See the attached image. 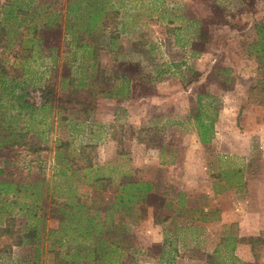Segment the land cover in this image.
<instances>
[{
    "label": "rangeland",
    "instance_id": "rangeland-1",
    "mask_svg": "<svg viewBox=\"0 0 264 264\" xmlns=\"http://www.w3.org/2000/svg\"><path fill=\"white\" fill-rule=\"evenodd\" d=\"M4 1L7 5L5 11L12 12L6 16L0 9V15L4 16L1 22L8 33L0 46V52H4L0 54V67L4 61H13V51L53 47L52 50L63 59L72 53L77 59L73 67L77 68L82 59V50L78 47L80 40L89 45L95 43V28L81 34L84 24L91 18L93 7L108 9L113 6H121L131 12L142 9V18L147 21V34L151 45H155L149 49V68L161 65L163 56L158 60L159 49L155 41L156 33L161 31L156 28V15H160L159 10L163 6L160 0H0V3ZM169 1H164L162 19L166 21L173 13L186 19L189 12L183 8L173 12L174 6H167ZM194 2L191 13L198 21L205 19L202 33L208 40L205 51L209 52L206 56L196 57V65L210 71L212 79H224L225 86L231 87L233 93L243 100L236 118V135L231 136L233 141L230 143L238 145L243 154L226 153L218 149L216 143L208 146L200 155L201 161L210 164L208 169L203 173L197 171L196 176L195 171L182 169L179 173L187 178V182L182 179L177 188L207 186L209 181L215 182L214 178L223 183L219 174H225V171L234 180L235 171L232 169L237 168L242 182L235 192L239 203L235 200L230 203L227 198L216 202L217 195L209 198L199 193L184 194L188 208L183 209L174 190L173 194L146 195L144 185L132 184L145 174L139 168H133L124 145L122 150L117 146L113 152L105 153L102 148L108 149L104 145L107 139L93 138L90 134L77 135L73 124L75 114H72L69 119L72 122H68V126L60 124V127L53 121L46 143L45 136L38 134L41 126H34L33 131L37 135L34 133L28 145L44 150L38 155L0 150V229L5 224L13 228L12 233L0 231V264H34V259L36 264H129L130 252L126 255V251L109 250L110 239L118 237L122 243L125 235L121 231L125 227L150 229L155 226L179 229L177 234L163 235L167 240L180 244V261L176 264H264V244L257 243L255 258L246 241L250 236L264 239V105L256 102L264 101V57L261 56L264 54V27L258 32L259 25L264 24V0ZM18 7L23 11L17 13ZM58 14L60 18H57ZM34 26L38 28L36 32L33 31ZM168 46L165 45V48ZM198 47L201 49L203 46ZM2 72L0 68V77ZM198 72L196 70L197 77L200 76ZM6 74L14 75L10 70ZM183 75L185 80L187 73ZM1 86L2 81L0 119L14 115L13 99L10 94L9 98L4 95L6 91L2 93ZM22 92L13 91L14 94ZM81 98L77 96L75 99ZM90 126L89 122L87 127ZM203 133L207 135L208 130L204 129ZM168 140L178 142L183 150L185 142L187 147L193 146L191 138ZM62 142L67 143L66 148L57 147ZM85 143L88 144L84 153L91 155L96 163L93 167L78 169V166L86 164L81 151ZM232 148L228 147V150ZM197 152L200 153V150L197 149ZM73 156L78 158L77 162L71 160ZM182 156L186 160L185 150ZM3 157L8 158V163L1 162ZM199 174L204 181L197 180H201ZM98 177L100 180H97ZM193 177L196 180L191 185ZM141 195L146 197L141 200ZM66 199L74 209L62 205ZM220 202L224 208L219 207ZM29 225L38 226L36 237L26 236L31 231L25 229ZM86 225L94 228L93 233L82 236L78 244L75 235H69L71 242L67 245L65 238L70 228ZM20 239L19 246L12 247ZM95 255L100 257L92 261Z\"/></svg>",
    "mask_w": 264,
    "mask_h": 264
},
{
    "label": "crops",
    "instance_id": "crops-1",
    "mask_svg": "<svg viewBox=\"0 0 264 264\" xmlns=\"http://www.w3.org/2000/svg\"><path fill=\"white\" fill-rule=\"evenodd\" d=\"M164 1L160 0L163 6L159 10L160 15H156V28L161 31L155 36L159 49L158 60L163 56L160 59L161 65H152L149 68V49L155 45L154 43L151 45L147 34L145 28L147 21L142 18V9L138 8L131 12L121 6L108 9L93 7L91 18L89 17L87 24H84L85 28L81 34L84 35L95 28V43L89 45L80 40L78 47L82 50V59L77 68L73 67L77 59L72 53L67 59H63L52 50L53 47L45 50L30 48L13 51L11 53L13 61H4L0 67L3 71L0 77L2 93L6 91L4 95L8 98L11 95L14 112L9 118L2 116L0 119V150L12 153L25 151L38 155L44 150L28 145L29 139L34 138V133L37 135V132L33 131L34 126L36 124L41 126L38 134L45 136L46 143L50 138L49 133L52 132L53 121L60 127L68 126V122H72L69 119L75 114L76 121L73 124L76 134L79 136L90 134L93 138L107 139L104 145L108 149L102 148L105 153L113 152L117 146L122 150L124 145L123 149L132 159L133 168H139L145 174L141 179L132 181V184L144 185L146 195L173 194L174 190L183 209L188 208L184 194L199 193L209 198L217 195L218 198L214 199L216 202L222 200L221 198H227L230 203H233V200L239 203L235 192L242 182L237 168L232 169L235 171L234 180L225 171V174L222 172L219 174L223 183L214 178L215 182L209 181L207 186L201 184L202 187L177 188L182 179L187 182V178L179 173L182 169L195 171V176L197 171L203 173L208 169L210 164L200 160L202 152H205L208 146L216 143L218 149L226 153L243 154L238 150V145L230 144L233 141L231 136L236 135V118L243 100L233 93L231 87L225 86L224 79L221 77L212 79L210 71L196 65L198 56H206L209 52L205 51L204 47L208 40L202 33L205 19L198 21L191 13V8L195 5L194 0H170L167 6H174L173 12L174 9L183 8L189 14L184 19L183 15L173 13L166 21L162 19L164 15L161 14V11L165 10ZM60 17L58 14L57 18ZM182 19L183 23H180ZM165 45L169 46L165 48ZM200 45L203 46L201 49L198 47ZM3 53L0 52L1 55ZM9 70L14 75L6 74ZM196 70L199 71V77L196 76ZM184 73H187L185 80ZM16 89L24 92L14 94L13 91ZM77 96L82 98L75 99ZM247 97L248 94L245 101ZM89 122L90 128L87 127ZM204 129L208 130L207 135L203 133ZM203 136L211 137V141L202 142L200 139ZM19 137L22 138L21 144L16 143ZM179 138L192 140V147H187L185 142L184 150L188 162L182 159L184 150L178 142L168 140ZM9 140L13 143L6 146L5 143H9ZM235 143L237 144L236 140ZM86 144L88 143L81 149L86 164L78 166V169L90 168L96 163L91 155L84 153ZM57 147L66 148L67 143H59ZM228 147L232 150L229 151ZM77 159L76 157L74 161L77 162ZM8 161L6 157L1 159L4 164ZM121 168L126 171L124 167ZM202 177L201 175V180L199 178L197 180L204 181ZM191 179H193L191 185L195 184L196 179L194 177ZM97 180H100V177ZM146 195H141L140 199H144ZM70 204L68 199L62 202V205L74 209L75 207ZM219 207L224 208L221 202ZM4 226L2 233L13 232L11 225ZM25 229L34 230L37 235L39 233L38 226L31 225ZM122 230V235H125L123 242L120 243L118 237H113L110 239L111 242H108L110 246L108 249H117L123 253L126 251V255L130 252L129 264L179 263L180 244L163 237L165 233H179L178 228L125 227ZM93 231L94 228L87 225L72 227L67 232L66 244L71 242L69 235H75L78 244L82 236H89ZM19 244L15 243L12 247ZM35 250H38L37 246ZM99 257L95 255L92 261ZM34 260L36 264V259ZM119 260L120 258L115 261Z\"/></svg>",
    "mask_w": 264,
    "mask_h": 264
},
{
    "label": "trees",
    "instance_id": "trees-1",
    "mask_svg": "<svg viewBox=\"0 0 264 264\" xmlns=\"http://www.w3.org/2000/svg\"><path fill=\"white\" fill-rule=\"evenodd\" d=\"M7 5H6V1H4L3 3H0V9H1V11L3 12V14L4 15H6V16H8V15H10V13L12 12V10H9L8 12L7 11H5V8L4 7H6ZM18 9V11H17V13L18 12H20V11H23L20 7H18L17 8ZM25 12H27L26 10H25ZM5 16V17H6ZM3 18H4V16H1L0 15V46H1V43H2V41L4 40V38H5V36H6V34H8L7 33V30H6V28L4 27V25L2 24V20H3ZM257 26V25H256ZM260 26V28H258L259 30H258V32H261L262 31V27H264V24H260L259 25ZM258 27V26H257ZM38 30V28L36 27V26H34L33 27V31L34 32H36ZM261 30V31H260ZM26 49V48H25ZM262 57H264V54L263 55H261ZM251 89H252V87H251ZM257 102V104H259V105H264V101H262V100H260V101H256ZM23 134H21V136H22ZM20 139L16 142V143H19V144H21L22 143V138L21 137H19ZM210 138L211 137H208V138H206V137H201V141L202 142H209V140H210ZM10 141V140H9ZM13 142L12 141H10L9 143H5L6 144V146H9V145H11ZM71 160H76V157H72L71 158ZM56 212V211H55ZM2 229H0V231H1ZM32 233V234H31ZM27 237H36L37 236V234L34 232V230H31L30 231V233L29 234H27L26 235ZM22 241V239H20L17 243H20ZM246 241H247V243L250 245V250H251V252H252V254H253V256L256 258V245H257V243H262V244H264V239H262L261 237H258V236H250V237H248L247 239H246ZM216 264V263H215Z\"/></svg>",
    "mask_w": 264,
    "mask_h": 264
}]
</instances>
